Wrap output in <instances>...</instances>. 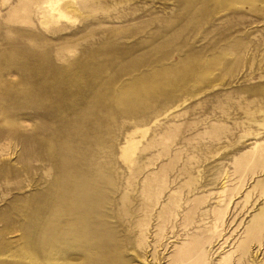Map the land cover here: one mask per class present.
Masks as SVG:
<instances>
[{"label":"rangeland","instance_id":"374dc122","mask_svg":"<svg viewBox=\"0 0 264 264\" xmlns=\"http://www.w3.org/2000/svg\"><path fill=\"white\" fill-rule=\"evenodd\" d=\"M262 81L264 0H0V264H264Z\"/></svg>","mask_w":264,"mask_h":264},{"label":"bare ground","instance_id":"6f19581e","mask_svg":"<svg viewBox=\"0 0 264 264\" xmlns=\"http://www.w3.org/2000/svg\"><path fill=\"white\" fill-rule=\"evenodd\" d=\"M60 15H63V13L60 12ZM44 21H46V20H43V22H44ZM46 22H47V21H46ZM253 79H254V78H251V83H252ZM253 82H254V81H253ZM256 83H257V82H256ZM258 83H259V86H261V87L264 86V81H262V82H258ZM257 86H258V84H257V85L252 84V85H251V91L253 90L254 87L257 88ZM259 86H258V87H259ZM251 93H252V92H251ZM254 93H255V92H254ZM251 114H252V111H251Z\"/></svg>","mask_w":264,"mask_h":264}]
</instances>
